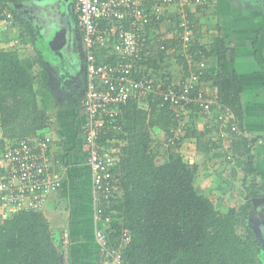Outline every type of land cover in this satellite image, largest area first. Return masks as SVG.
Wrapping results in <instances>:
<instances>
[{"label":"trees","instance_id":"trees-1","mask_svg":"<svg viewBox=\"0 0 264 264\" xmlns=\"http://www.w3.org/2000/svg\"><path fill=\"white\" fill-rule=\"evenodd\" d=\"M23 1L28 0H0V20L10 14L12 25L16 24L12 5ZM206 6L204 0L196 10L201 11ZM186 12L192 30L190 47L181 49V29L172 21L176 17H167L165 20L174 23L176 34L165 40L162 36L160 43L148 42L149 54L144 50L146 55L130 70L131 74L137 79H151L155 87L178 90L179 86L172 82L173 75H170L172 59L185 67L181 82L190 74L201 72L193 93L201 91L218 105L227 107L236 129L232 130L217 119L218 114L211 113L213 107L209 116L195 105L187 108L168 102L161 104L159 100L153 101L149 94L144 99L130 96L114 119L104 118L107 130L95 141L100 155L107 154L115 160L109 175L116 198L103 202L104 215L110 219L106 232L109 242L120 249L124 264H258L261 243L249 212L251 200L264 194L256 168L259 153L253 148L259 138L251 136L243 127L241 79L234 70L228 71L221 66L224 62H233L234 50L219 28L218 36L199 43L201 31L193 19L194 13ZM263 33L264 25L257 29V37ZM36 35L37 29L31 24H25V30L18 35L19 43L14 49L21 51L27 47L25 38L30 41L32 50L25 56L16 50H0L1 151L13 145L11 141L32 139L35 132L48 123L46 112L38 106L40 89L47 85V70L35 44ZM8 42L4 39V44ZM254 44L256 48L257 41ZM184 52L213 58L218 68L211 72L207 65L204 71L188 66ZM99 61L115 63L116 57L102 50ZM160 69L168 75L163 84L158 83ZM82 94L80 97L84 98L85 91ZM199 118L205 122L201 131L197 128ZM87 120L86 116V123ZM180 125L182 129L174 139ZM155 130L163 134V152L159 151L161 144L151 139V132ZM185 140H192L196 152L204 156L221 148L224 164L233 167L232 170H240L244 202L239 207H229L223 212L195 185L204 163H189L183 158L180 148ZM84 147L87 165L85 143ZM2 174L0 170V176ZM232 180L225 181L229 187H233ZM212 193L217 197L226 194L219 186ZM123 230L129 236L127 244L121 243ZM0 264H64L62 248L55 245L40 210H20L4 215L0 221Z\"/></svg>","mask_w":264,"mask_h":264},{"label":"built area","instance_id":"built-area-1","mask_svg":"<svg viewBox=\"0 0 264 264\" xmlns=\"http://www.w3.org/2000/svg\"><path fill=\"white\" fill-rule=\"evenodd\" d=\"M203 1L73 0V11L77 17L76 29L80 34L85 58L83 108L88 120L84 129V143L87 167L91 174L93 238L99 264H124L120 249L109 242L106 232L110 219L104 215L103 202L114 200L116 194L109 175V168L115 164V160L107 154L100 155L95 143L100 133L107 130L104 118L114 119L128 103L130 96L144 99L149 94L153 101L159 100L161 104L168 102L172 106L187 108L195 105L208 115L213 107L211 113L216 112L217 119L232 130L236 129L233 115L227 107L218 105L213 98L205 96L201 91L193 93L199 84L201 72L190 74L187 80L176 83L179 89L174 90L172 87H155L151 79H137L130 71L146 55L142 53L148 43L146 31L157 29L167 17H176L177 27L181 29L180 47L187 50L192 43V30L186 11L190 12ZM169 10H173V14ZM4 23H11L10 14H6ZM156 37L150 42L160 43L162 36ZM107 49H111L116 55V62L113 64L99 61L102 50ZM184 53L188 66H195L202 71L206 69V58L202 55ZM181 129L182 125L178 126L174 139L178 138ZM50 145L49 138L35 137L17 141L1 151L0 170L3 174L0 176V208L5 214L20 210L38 211L47 198L59 189L60 177L50 174L55 166L50 155ZM227 159L230 160V155ZM128 242V233L123 230L121 243Z\"/></svg>","mask_w":264,"mask_h":264},{"label":"crops","instance_id":"crops-1","mask_svg":"<svg viewBox=\"0 0 264 264\" xmlns=\"http://www.w3.org/2000/svg\"><path fill=\"white\" fill-rule=\"evenodd\" d=\"M51 1L54 0H50V3ZM69 1H71V12L67 16L70 17L72 28L76 30L73 0ZM206 3L207 6L201 11H197L196 8L190 11L194 13L193 19L197 21L201 31V39L197 41L202 44L210 41L211 38L219 35V28L226 43H229L234 50L233 62H224L221 66L228 71L234 70L242 81L243 127L251 136L259 138L253 148L255 153H259L256 163L257 176L260 183L264 185V33L258 37L256 34L257 29H261L264 25V0H206ZM172 11L169 10V13L173 14ZM19 13L21 15L16 16V24L6 28L0 23V50H16L14 48L15 44L19 43L18 35L25 30V24L33 25V22L25 18V13ZM174 19L172 21H176V18ZM173 25V22L170 23L163 19L157 29H148L146 31L148 42L155 40L156 35L163 36V40L174 37L177 30H173ZM36 37H40L38 31ZM4 39L9 42L4 44ZM255 41H257L256 48L254 47ZM26 42L24 40L25 44ZM145 47L148 55L149 48ZM27 51L25 48L19 51V54L25 56ZM172 60L174 63L171 65L170 75H173L172 82L178 83L184 79L182 68L185 69V67L175 63L174 59ZM206 60V65L211 72L218 68L213 58ZM55 62L56 60H47V85L44 86L45 89L43 87L40 89L38 98L41 109L46 112L48 123L41 130L36 131L32 138L49 137L51 139L50 155L55 162L53 175L60 177L61 185L58 191L45 201L40 212L48 222L55 245L61 247L66 245L64 264H69L70 261L72 264H99L93 238L91 178L86 165L83 141L86 124L83 110L84 98L80 97L82 94L77 97L69 85V82L75 83L78 79L76 73H72L68 78L65 77L63 71L55 68ZM162 70L160 69L159 72L161 84L168 76L165 70ZM62 79H65L64 83ZM58 84L60 88L58 87L59 90L55 92ZM75 85L78 86L76 83ZM204 86L209 88L207 84ZM80 89L84 90L83 85ZM204 125V120L199 118L198 130L201 131ZM161 133L160 130L151 132L153 140L163 147V134ZM3 141L8 143L6 139ZM15 141L17 142L14 140L9 143H15ZM193 144L192 140H185L181 144L180 152L186 161L204 163L203 168L205 167L207 171H211L210 167H212L216 172L214 175L219 180L222 177L224 179V176H229L235 183L242 182L240 170H232L233 167L228 168L224 164V154L221 148L209 151V156L201 154L206 157L205 159L196 152ZM162 147L159 148L160 152H163ZM222 191L226 192L225 189ZM3 217L4 214L0 208V221Z\"/></svg>","mask_w":264,"mask_h":264},{"label":"water","instance_id":"water-1","mask_svg":"<svg viewBox=\"0 0 264 264\" xmlns=\"http://www.w3.org/2000/svg\"><path fill=\"white\" fill-rule=\"evenodd\" d=\"M61 4L64 3V4H58V0L56 1H51L50 3V0H39L38 2H36L35 4L33 3L32 5H30L29 7H31L32 11H35L36 13V20L39 21L41 20V27L46 24V22L44 21V17H48L49 16V19H53L55 21V19H57V21L59 22L60 24V29L59 30H55L53 33H52V36L50 37V40L47 41L48 43V47L47 50H45L43 47H40V50L38 49V51L41 52L42 56H43V60L45 62V64H47V60H51L50 58H48L46 56V54H49V55H52L54 57V59H56V65L57 68L59 69L60 68V65L62 66V62L60 61L61 60V57L60 56H63V53L60 51V48L61 47H64L65 45H67V47H70V49L73 51L75 46H74V43L78 42V40H74L72 38V36L70 35V33L68 31H65L63 29V25L62 23L60 22V19H59V16H64V12L67 13L68 15L70 14V10H71V3L69 2V0H61ZM21 5H17V4H13L12 7L13 8H19ZM40 16L42 18H40ZM68 18L70 19V17L68 16ZM48 25V23H47ZM71 28V29H70ZM70 32H72V24H71V20H70ZM73 33V32H72ZM75 33V31H74ZM74 36V35H73ZM75 52H77L75 50ZM81 52H82V48H81ZM83 53V52H82ZM58 59V61H57ZM79 62V61H77ZM76 60H72L70 57H69V60L67 62H65L64 64V68H65V71L67 72L68 74V77H70L72 75V73H75L76 69H78V66H79V70H81V72H83L84 74V71H85V64L83 63V67H82V61H80L78 64H77ZM64 73V72H63ZM67 77V78H68ZM252 204H253V209L249 212V219L253 220L254 221V224H255V231L257 233V235L261 234V229L258 225V227L256 226L257 225V217H256V210L259 206H262L264 205V198H253L252 200Z\"/></svg>","mask_w":264,"mask_h":264},{"label":"rangeland","instance_id":"rangeland-1","mask_svg":"<svg viewBox=\"0 0 264 264\" xmlns=\"http://www.w3.org/2000/svg\"><path fill=\"white\" fill-rule=\"evenodd\" d=\"M33 4V3H36L38 2L39 0H30ZM50 37L51 36H48L46 34H42L41 33V36L39 38H37L35 36V44H36V47L37 49L40 50V47H43L45 50H47L48 47V43L47 41L50 40ZM26 42V46H29L30 42H29V39L26 38L25 39ZM27 51V53H29L32 49L31 47H25ZM24 48V49H25ZM1 49V48H0ZM46 56L52 60H56L54 59V57L52 55H49V54H46ZM68 56L72 59V60H76L77 61V56L75 54H73L72 52H70V54H68ZM62 57H66V55H63L61 56ZM68 58V57H67ZM53 78V76H52ZM160 84V82H158ZM158 84V85H159ZM69 85L75 90V83L73 82H69ZM57 90H59L58 86L55 87ZM39 91V90H38ZM41 94V93H40ZM80 94H82L81 92L77 91L76 92V95L77 97L80 96ZM38 106H40L39 104V101H38ZM153 137H155V135H153ZM151 139H154L152 138V134H151ZM155 141V140H154ZM163 149H164V146H163ZM162 149V151H163ZM203 164V163H201ZM205 168V167H204ZM211 171H207L205 169H203V171H201V168H200V175H199V178L196 179V186L199 187V189L206 194V195H209L210 199L213 200L217 206L218 209H220L221 211H226L228 210L229 207H239L243 202H244V196L242 194V183L241 182H232L233 183V187H229L225 181H228V182H231L230 181V177L229 176H224V179L222 177V179H218L216 177V175H214L216 172L213 171L212 167H210ZM219 174V173H217ZM208 179V180H207ZM218 186L220 187V191L221 189H225L226 190V194H221L223 196H220V197H217L215 196L214 193H212L213 190H216L218 188ZM236 186V188L234 187ZM4 215L5 213L2 212ZM258 237V236H257ZM259 238V237H258ZM260 240V248H261V254L258 256V259H257V263L258 264H264V240ZM62 248V254H63V257L65 256V253H66V245L64 244ZM66 258V256H65ZM66 263V262H65Z\"/></svg>","mask_w":264,"mask_h":264},{"label":"flooded vegetation","instance_id":"flooded-vegetation-1","mask_svg":"<svg viewBox=\"0 0 264 264\" xmlns=\"http://www.w3.org/2000/svg\"><path fill=\"white\" fill-rule=\"evenodd\" d=\"M54 1H56V0H54ZM61 0H58V4H61ZM70 3H71V1H69ZM73 2V1H72ZM62 4H64V3H62ZM61 4V5H62ZM64 16H59V19H60V22L62 23V25H63V29L65 30V31H68L69 33H70V35L72 36V38L74 39V37H75V39L74 40H78L77 39V36H76V33H74V30L72 29V32H70V29H69V27H70V19L68 18V16H67V13H65L64 12ZM34 18V17H33ZM48 18V20H47V22H48V25L46 24L42 29H41V31H42V34H46V35H48V36H52V33L56 30H59L60 29V24H59V22L57 21V19H55V21L53 20V19H49V16L47 17ZM41 35V34H40ZM74 35V36H73ZM74 46H75V48H74V50L72 51L71 49H70V47H67V45H65L64 47H61L60 48V51L63 53V55H66V57H62L61 58V62H62V66L60 65V68H59V70L60 71H63L64 72V75H65V77H66V75H68L67 74V72L65 71V68H64V64H65V62H67L68 60H69V56H68V54H70V52H72L73 54H75L76 56H77V61H82V67H83V63L85 64V58H84V54L81 52V48H82V46H81V43L78 41V42H76V43H74ZM75 50L77 51V52H75ZM61 57V56H60ZM68 57V58H67ZM76 61V62H77ZM79 62H77V64L79 63ZM56 69H57V66L55 67ZM75 73H76V76H77V80L75 81V83L78 85V86H76L75 85V93H76V91H79V92H81L82 93V89H80V87H81V85H83V82H84V77H85V72H84V74H83V72H81V70H79V66H78V69H76V71H75ZM256 198H264V194H262V195H259L258 197H256ZM253 209V204L251 205V208H250V211ZM256 217H257V219H258V221H257V227H258V225H259V227H260V229H261V234H259V235H257V233H256V235L261 239V240H264V205H262V206H259L258 208H257V210H256ZM251 220V219H250ZM252 222H253V227H254V229H255V224H254V221L253 220H251Z\"/></svg>","mask_w":264,"mask_h":264},{"label":"clouds","instance_id":"clouds-1","mask_svg":"<svg viewBox=\"0 0 264 264\" xmlns=\"http://www.w3.org/2000/svg\"><path fill=\"white\" fill-rule=\"evenodd\" d=\"M35 1V0H34ZM32 2L30 1V0H28V1H23L22 3H16L17 5H21L19 8H13L14 10H15V15L17 16L18 14H20L19 12H23V13H25L24 15H25V18L29 21V22H33L32 24L34 25V27L37 29V31H38V36H41L40 34L42 33V31H41V29L48 23L47 22V20H48V18L47 17H44L43 19H44V21L46 22V24H44L42 27L40 26L42 23H41V20H39V21H37L36 20V12L35 11H32V9H31V7H29L30 5H32L31 4ZM35 4V3H34ZM73 13H74V11H73ZM21 15V14H20ZM74 15H75V13H74ZM34 17V18H33ZM40 18H42L41 16H40ZM6 19V17H4L3 19H1L0 20V23H1V25H3V26H5L6 28H8V27H10L11 25H12V20H11V23L10 24H5L4 23V20ZM74 22H75V28H76V22H77V17L75 16V18H74ZM32 25V26H33ZM73 30H74V28H73ZM77 30V29H76ZM76 30H74L75 31V33H76V36H77V39H78V41L81 43V39H80V34L76 31ZM30 42V41H29ZM150 43V42H149ZM81 46H82V44H81ZM145 46H148L147 44H145ZM148 48V47H147ZM145 49L143 48V54H146L145 53V51H144ZM107 51H110V53H113L112 52V50L111 49H107ZM82 52H83V54H84V51H83V48H82ZM114 54V56L116 57V55H115V53H113ZM85 60V59H84ZM113 64V63H112ZM47 66V65H46ZM85 72V71H84ZM66 77H68V76H66ZM63 80V83H64V81H65V79H62ZM85 77H84V82H83V87H84V90H82V93L85 91ZM58 87L60 88V84H58ZM44 89H45V87H43ZM72 91V90H71ZM55 92H57V89L55 88ZM73 92V91H72ZM74 93H75V91H74ZM83 95V94H82ZM84 98H85V96H84ZM84 101V100H83ZM38 138V137H37ZM46 138H49V137H46ZM50 139V138H49ZM50 143H51V145H52V142H51V139H50ZM51 145H50V148H51ZM52 157V156H51ZM53 159V158H52ZM54 161V160H53ZM2 212H3V210H2Z\"/></svg>","mask_w":264,"mask_h":264}]
</instances>
